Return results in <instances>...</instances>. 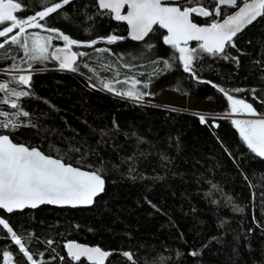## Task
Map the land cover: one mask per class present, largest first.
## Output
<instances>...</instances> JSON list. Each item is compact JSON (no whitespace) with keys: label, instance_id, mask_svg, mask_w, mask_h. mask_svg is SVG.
<instances>
[{"label":"trees","instance_id":"trees-1","mask_svg":"<svg viewBox=\"0 0 264 264\" xmlns=\"http://www.w3.org/2000/svg\"><path fill=\"white\" fill-rule=\"evenodd\" d=\"M16 2H21V0H16ZM186 2L187 0L181 6L183 7ZM53 3H62V0H23L21 10L16 15L18 18H27L50 7ZM200 6L211 11L216 7V4L211 0H202ZM229 12L228 9H221L219 16L213 15L207 18L194 16L193 20L199 24H211L219 21ZM38 22L43 27L35 28L30 32L49 34L55 47L62 42L57 38V32L49 31V29H57L58 32L79 42L78 45H73V49L84 55L79 56V61L74 66L77 67L76 72L82 77L73 76V78L88 87L95 97L110 99L114 103L118 102V98L90 88L85 78L103 87L101 81L109 82L117 79L123 81L126 78L134 77L141 82L137 85L138 90L150 93L143 99L158 97L163 93H173L201 102H214L217 112L231 114L230 101L220 91L222 88L234 98L251 103L257 113L264 114V103H262L264 101V17L233 39L236 45L234 48L228 46L227 50L220 55L200 54L192 65L196 73L195 77L184 70L183 62L179 59L180 53L164 43L165 32L163 30L156 28L142 43L132 42L126 39L127 27L124 24L115 23L111 13L100 11L97 0H73ZM112 35L124 37V39H118L115 43L109 44L106 38ZM93 40H96L97 43L90 47L87 46ZM5 41L7 39H0V43ZM149 45L151 47H148ZM199 45L192 44L190 46L199 52ZM225 55H227V59L224 58ZM49 56L50 58L46 61H30V64L32 63V67L35 69L60 67L53 60L50 52ZM25 57L23 49L10 41L4 43V47L0 48V83H7L10 89L30 93L28 96L20 97L17 101L19 107L13 109L11 101L16 100V97L11 96L10 93L0 92V111L8 112L11 119H16L14 114L18 111L29 113L27 117L22 115L19 117L17 122L21 126L15 131L3 129L0 130V134H8L16 143H27L30 147L39 148L53 157L63 158L66 163L70 162L73 166H81L84 170H100L99 166L92 162L68 154L67 150L62 149L58 144L62 139L55 135L50 136V144H42L44 137L49 134L48 129L43 127L53 118L52 123L71 137L80 136V131L85 127V123L72 117L68 105L60 102L53 103L29 86L19 84L17 79H14L18 78V75L3 72L18 68L21 65L19 61ZM165 61L171 65L170 68L165 67ZM26 65L25 63L20 67L25 68ZM58 76L66 77L65 74H58ZM130 87V83L115 84L116 90L122 91ZM237 89L242 91H235ZM113 92L116 93V91ZM5 100H8V103H5ZM122 113L126 112L122 111ZM137 117L138 119L145 118L141 115ZM3 119L5 117H0V120ZM224 121L231 124L229 119H224ZM188 129L190 128H183L182 133L185 134ZM126 156L121 158V161L124 160L118 169L123 170V167L129 164ZM229 165L233 171L231 177L239 184V190L246 192V183L239 173V168L232 162ZM248 170L255 186L257 226L254 235L257 240L264 242V157L255 155ZM100 174L106 179L107 188L105 193L96 200L93 208L72 210L42 206L37 210H25L14 214H6L0 210V218L8 222L38 264H92L86 260L74 261L66 253L67 243L76 241L78 237L80 227L76 222L66 220L64 217L55 219L49 214L90 215L98 210L109 197L108 193L112 183L108 174L102 170H100ZM180 181H182L181 178L177 180L178 183ZM163 182L168 188L173 187L176 183L170 180ZM152 208L165 217H171L164 208L155 204H152ZM191 210L198 219L207 220L211 225V230L196 240L185 239L181 247L161 246V249L165 252L176 253L192 264H253L247 242V220L245 218L236 214H228L217 205L208 206L200 202H195ZM81 227L91 234L106 232V229L95 225L84 224ZM135 249L157 251L140 242L135 244ZM4 253H10L13 256V264H31L24 253L20 251L19 246L12 240L7 229L0 225V264H7L6 261L4 262ZM123 253L122 250L112 251L105 264H132V261H129ZM135 264L140 263L135 261Z\"/></svg>","mask_w":264,"mask_h":264},{"label":"rangeland","instance_id":"rangeland-1","mask_svg":"<svg viewBox=\"0 0 264 264\" xmlns=\"http://www.w3.org/2000/svg\"><path fill=\"white\" fill-rule=\"evenodd\" d=\"M33 29L28 28L25 35L33 33L30 32ZM18 31L0 39L10 41ZM60 40L62 43L57 46L65 47L66 42ZM52 43L50 55L55 48ZM30 61L26 56L19 61L21 65L27 64L25 68L20 65L3 72L31 75V89L53 103L68 105L72 117L85 123L80 136L71 137L52 123L53 118L43 127L49 134L42 144H50L51 135L61 138L58 144L68 154L99 166L112 180L109 197L94 213L49 214L55 219L64 217L76 222L80 227L77 242L110 252H130L140 264H192L176 253L165 252L161 246L178 248L185 239L196 240L211 230L209 222L198 219L191 210L195 202H200L208 206L217 205L228 214L245 218L253 264H264V242L254 235L257 226L255 186L248 170L251 160L258 154L247 147L232 123L235 119L264 117L221 114L214 102H201L173 93L136 100L117 95L85 78L90 88L118 98L114 103L110 99L93 96L88 87L73 78L81 76L76 71L61 67H31L28 71ZM138 115L147 119H138ZM201 115L205 122L200 121ZM224 119L231 120V124ZM183 128L191 130L183 134ZM125 155L129 164L123 170L118 169ZM230 162L239 168L246 183V192L240 191L239 184L231 177ZM121 173L125 174L122 176ZM179 178L182 181L178 183ZM165 180L176 183L168 188L163 182ZM152 204L164 208L171 217L155 211ZM234 208L243 211H234ZM84 224L102 227L106 232L88 233L81 227ZM137 242L157 251H138L135 249ZM13 263L11 256L9 264Z\"/></svg>","mask_w":264,"mask_h":264},{"label":"snow or ice","instance_id":"snow-or-ice-1","mask_svg":"<svg viewBox=\"0 0 264 264\" xmlns=\"http://www.w3.org/2000/svg\"><path fill=\"white\" fill-rule=\"evenodd\" d=\"M22 2L23 0L21 2L0 0V37H8L10 33L18 29V33L10 37V42L18 44L23 49L25 56L29 57L31 61H46L50 58L49 48L52 37L42 36L39 33L25 35L26 30L43 27L38 22L37 17L43 20L49 14L57 12L63 5L68 4L69 0L53 3L50 7H46L33 16L18 18L15 13L21 10ZM216 2L217 6L209 11L206 7L200 6L202 0H187L183 8L181 6H169L163 0H97L100 9L108 10L114 14V18L118 21L127 22L133 40H144L149 33L153 32L154 26L166 29L168 34L163 37L164 43L180 53L179 59L183 62L184 70L190 72L193 77L196 73L192 65L200 54L220 55L225 52L226 45L234 48L236 45L233 38L246 26L256 21L258 17H264V0H216ZM224 4L231 5L238 10L234 14H229L222 22H213L207 26H199L193 22L191 18L193 13L205 17L221 15L219 6ZM125 7L128 10L122 14ZM49 31L57 32V38L66 42L65 48H57L55 52L51 53V56L60 62L61 68L76 71L77 67L74 65H76L77 58L84 54L70 52L69 49L72 45H78L79 42L70 39L64 33L58 32L57 29H49ZM106 39L111 44L118 39H124V37L112 35ZM189 41L201 42L199 52L188 47ZM4 43H0V48L4 47ZM96 43L97 41L93 40L87 46L90 47ZM224 58L227 59V55ZM164 63L165 67H171L168 61ZM31 67L32 65L29 64L28 71L31 70ZM117 75L119 74L117 73ZM14 79H17L21 85L30 86L32 77L31 75H20ZM101 83L109 91H116L117 95H124L136 100H142L145 95H150V93L138 90L137 85L141 82L134 77L126 78L123 81L117 79L109 82L101 81ZM129 83L131 87L126 90L121 91L115 88V84ZM144 87L146 88L147 85L145 84ZM220 91L230 101L231 113L264 117V114L257 113L251 103L234 98L222 88ZM235 91L242 90L237 89ZM0 92L10 93L11 96L16 97V100L11 101V108L13 109L19 107L17 101L20 97L30 94L28 91L10 89L7 83H0ZM4 102L8 103V100ZM21 115L27 117L29 113L18 111L14 114L16 119H11L8 112L0 111V117H5V119L0 120V130L15 131L21 126L17 122ZM199 119L201 122H205L203 115ZM232 123L239 130V134L247 147L264 157V118L235 119ZM104 184L105 180L98 169L82 170L81 166H73L70 162L66 163L63 158L53 157L36 147L16 143L8 134H0V209H5L11 213L16 209L25 207L36 208L41 204L91 205L94 197L104 190ZM233 210L243 211L241 208H234ZM0 225L11 233L12 240L19 245L20 251L24 253L27 260L31 261L32 264H37V261L29 254L21 242V238L13 231L8 222L5 219H0ZM66 248L69 257L78 262L81 261V258H85L92 264H105L106 258L111 255L110 252L101 250L99 247H88L74 242L67 243ZM123 255L132 261V264H135L132 253L124 252ZM4 256L6 262L11 260L10 253H4Z\"/></svg>","mask_w":264,"mask_h":264},{"label":"water","instance_id":"water-1","mask_svg":"<svg viewBox=\"0 0 264 264\" xmlns=\"http://www.w3.org/2000/svg\"><path fill=\"white\" fill-rule=\"evenodd\" d=\"M71 1H73V0H70L69 2H71ZM184 1H185V0H163V2H164V3H167L169 6H181V4H182ZM214 1H216V0H214ZM97 4H98V3H97ZM181 7H182V6H181ZM220 7H232V6H231V5H228V4H224V5H220ZM98 8H99V7H98ZM99 10L102 11V12H108V10H102V9H100V8H99ZM127 10H128L127 7H125V9H124V13H122V14H125V13L127 12ZM237 10H238V9H237ZM19 11H20V10H18L15 14H17ZM109 13H110V12H109ZM232 14H234V13H232ZM111 15H112V19H113V21H114L115 23L124 24V25L127 27V36H126V39H128V40H130V41H132V42L142 43V42H144V41H145V40H146V39H147V38L153 33V32L149 33V35L146 36L144 40H133V39L131 38V36H130V26L127 24V22H126V21H118V20H116V19L114 18V14L111 13ZM191 18H192V20H193V14H192ZM261 18H262V17H258L256 21H254L252 24L246 26V27H245L240 33L237 34V36H239V35H240L241 33H243L245 30H247L248 28H250L251 26H253V25H254L255 23H257ZM193 22H194V21H193ZM219 22H222V20L219 21ZM194 23H195V22H194ZM196 24L199 25V26H207V25H210V24L200 25V24H198V23H196ZM156 28H159V29L163 30V31L165 32V35L168 34L166 29L160 28V27H158V26H154V30H155ZM154 30H153V31H154ZM237 36H236V37H237ZM236 37H234V38H236ZM234 38H233V39H234ZM200 43H201V42H199V41H189V42H188V45H192V44H200ZM227 47H228V45H226V47H225V51L227 50ZM57 48H61V49H63V48H65V47H59V46H57V47H55V48L52 50V53L55 52V50H56ZM69 51H70V52H76V51H75L74 49H72V48H70ZM52 58H53V60H54L57 64L60 65V62H59L58 60H56L54 57H52ZM78 61H79V56H78V58H77L76 64L78 63ZM24 145H25V144H24ZM38 149H39V148H38ZM82 170H84V169H82ZM86 171H88V170H86ZM103 178H104V177H103ZM104 180H105L104 190H103L102 192H100L96 197H94L93 203H92L91 205H77V206H71V205L41 204V205H39V206L36 207V208L25 207V208H23V209H16V210H14V211L11 212V213L7 212V210H5V209H0V210L4 211L6 214H14V213H21V212H24L25 210H37V209L41 208L42 206H51V207L58 208V209H72V210L93 208L94 205H95V203H96V200H97L99 197H101V196L105 193V191H106V188H107V181H106L105 178H104ZM72 242H74V243H78V244H81V243H79V242H77V241H72ZM81 245H85V246H88V247H93V246H89V245H86V244H81ZM99 248H100V247H99ZM100 249L103 250L102 248H100ZM104 251H105V250H104ZM108 252H110V251H108ZM66 253L68 254V252H67V248H66ZM110 253H111V252H110ZM110 256H111V255H109V256L106 258L105 263H107V261L109 260ZM81 260H86V259H85V258H81ZM86 261H87V260H86ZM8 262H9V261H7V264H8ZM88 262H91V261H88Z\"/></svg>","mask_w":264,"mask_h":264},{"label":"flooded vegetation","instance_id":"flooded-vegetation-1","mask_svg":"<svg viewBox=\"0 0 264 264\" xmlns=\"http://www.w3.org/2000/svg\"><path fill=\"white\" fill-rule=\"evenodd\" d=\"M211 1H213V2H215V4H216V6H217V2L216 1H214V0H211ZM220 7V6H219ZM183 8V7H182ZM221 9H228V10H230V12H229V14H232V13H234L237 9L236 8H233V7H220ZM229 14H227L225 17H223L222 19H220L219 21H221V20H223L224 18H226ZM194 16H200V15H197V14H195V13H193V17ZM200 17H204V18H207V17H205V16H200ZM209 17V16H208ZM194 21V20H193ZM195 22V21H194ZM195 23H197V22H195ZM199 24V23H198ZM200 25H205V24H200Z\"/></svg>","mask_w":264,"mask_h":264}]
</instances>
